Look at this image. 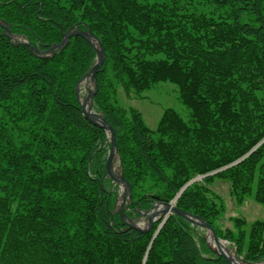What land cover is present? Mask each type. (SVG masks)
Instances as JSON below:
<instances>
[{
    "label": "trees",
    "instance_id": "1",
    "mask_svg": "<svg viewBox=\"0 0 264 264\" xmlns=\"http://www.w3.org/2000/svg\"><path fill=\"white\" fill-rule=\"evenodd\" d=\"M0 21L28 43L0 25V264H228L181 215L142 232L114 211L107 132L75 95L93 46L74 35L50 57L29 48L46 50L73 28L104 49L93 101L130 185L123 213L175 198L238 256L264 261V220L234 217L236 232L222 231L223 201L204 186L227 177L235 201L253 194L264 206V0H0ZM158 81L177 85L189 114L167 108L151 129L115 99L119 86L139 94Z\"/></svg>",
    "mask_w": 264,
    "mask_h": 264
},
{
    "label": "rangeland",
    "instance_id": "2",
    "mask_svg": "<svg viewBox=\"0 0 264 264\" xmlns=\"http://www.w3.org/2000/svg\"><path fill=\"white\" fill-rule=\"evenodd\" d=\"M203 9H205V8H203ZM13 40L16 41V39H13ZM20 42H22V41H20ZM95 45H97L96 42H95ZM96 62H97V60L95 57V61L93 62L91 67ZM90 68L76 82V85L79 82L78 95L76 94V85H75V95H76L78 103H79V101L82 103L84 97L87 94V90L88 89L92 90V88H93V84H90L89 87H85L83 84L84 75L88 74V72L90 71ZM106 75H108V77L111 78V81H112V78H114L113 77L114 75L112 74L111 71L106 72ZM117 89H118L117 90V96L115 99L116 104L122 105L124 107H132V108L136 109L140 113L144 124L151 129L156 128L157 123H158L163 111L167 108H171V109L177 111L181 115V117H183L185 119L188 118L189 111L180 102L178 87L174 83H171L169 81H158V82L154 83L153 85H151L150 88L141 91L139 94H135L131 91L129 93H126L125 91H123V89L120 86ZM96 91H97V89H96ZM92 102H93V104H92L93 110L95 112L101 114L100 112H98L94 108L93 97H92ZM79 107H80V105H79ZM102 128H104V127H102ZM106 136H107V142H109L108 133H106ZM109 147H110V142H109ZM108 151H109V148H108ZM108 151H107V154H108ZM106 159H107V156H106ZM105 164H106V161H105ZM112 168H113V171L115 173H118V174L120 173L119 159H118L117 154H115V157L113 159ZM215 172L216 171H213L210 174H214ZM202 178H203V176H197V177L193 178L192 180H190L186 185H188V184H190L196 180L200 181ZM111 181L115 184L116 190H117V198H116V204L114 205V211H116L120 215L122 220L127 225V228H132L129 226V222H130V220H132L135 224H137L139 226L140 231L146 232V231L150 230V228L153 226V224L155 222L162 221L164 218L167 217V215L171 214V213L158 214L156 219L154 218L151 227L149 225V219L146 216L143 217V216L139 215L137 218L131 219L127 215H125V213H123V215H121L118 210L120 208L121 197H122V194L124 192V189L122 188V186H120L121 184L119 182H117L113 179H111ZM204 186L206 188V194L211 200H213L214 202H217V199L221 198L223 201L222 202V210L220 211L219 215L217 216V218L215 220V226H217L222 231H224L225 229L228 228V229H231L232 232H236L234 227H233V218L234 217H241V218L246 220V223H250V222H252L254 220H258V219L264 220V206L262 204H260L254 198L253 194L245 196L241 202L235 201L232 197H230L229 191H230L231 182L227 177H223V176L213 177L208 183L204 184ZM129 187H130V185H129ZM144 188H145V185L140 187L139 191L142 192ZM131 200H132L131 189H129L127 195L125 196V202L123 204V208ZM175 200L173 202L171 200L173 205H174ZM159 202L160 201H156L153 203L154 204L152 206L153 209H155L158 206H162L161 204H159ZM163 203H166V202H163ZM168 203H170V202H168ZM123 208H122V212H123ZM148 210H144V211L146 212ZM138 212H140L141 215H142V213H144L141 211H138ZM183 212H185V211H183ZM186 213L194 214L191 212H186ZM194 215H197V214H194ZM199 217H201V216H199ZM201 218H203V217H201ZM190 224L193 226V231H194V235L196 236V238L200 235H203L206 237L207 231H206V229H204V227L196 225V224H192L191 222H190ZM214 231H215V229H214ZM216 235H217V233H216ZM219 238H221L222 240H224L227 243V246H228V249L230 252L236 253L235 252L236 251L235 245H233L231 243V241H229L228 239H225L224 237H219ZM205 242H206V244L209 245L207 240H205ZM239 257H241V256H239ZM259 262H261V261H259Z\"/></svg>",
    "mask_w": 264,
    "mask_h": 264
},
{
    "label": "water",
    "instance_id": "3",
    "mask_svg": "<svg viewBox=\"0 0 264 264\" xmlns=\"http://www.w3.org/2000/svg\"><path fill=\"white\" fill-rule=\"evenodd\" d=\"M0 25L3 28V31L5 32V34L8 35L12 39L14 36L10 33V31L8 29V26L2 24L1 21H0ZM74 35H80V36L84 37L85 39H87L92 44V46H93V48H94V50L96 52V60H97V62L90 68V71H89L90 74H91V78H92L93 88H92V90H90V89L87 90V94L84 97L83 102L81 103L79 101V105H80L81 112H82L83 116L86 119L90 120L91 122H93V123H95V124H97V125H99L101 127H104L105 130L108 133L110 147H109V151H108V154H107L105 168H106V172H107L108 176L111 179L119 182L120 184H122L124 186V192L122 194L121 204H120V208L118 210L119 213L121 215H123L122 208H123V204L125 202V196L127 195L130 187H129V183L125 180V178L123 177L122 173L121 172L119 174L115 173L113 171V168H112V163H113V159L115 157V154L118 155L117 149H116L115 132H114L113 128L105 120V118L101 114L95 112L93 110V108H92V104H93L92 97L95 94V91L97 89L96 73H97L98 68H99L100 64L102 63L103 57H104V49H103L102 43L100 42V40L93 33L90 32V30H88V29H86V30H77V29L73 28V29H70L66 33L63 34L62 40L59 43L53 44L52 46H50L46 50H39V49H35L33 47H29V48L33 51V53L35 55H38V56H41V57H44V58L50 57L52 54L55 53L56 50L61 49L68 42L69 38L71 36H74ZM94 41L96 42V44L98 46L94 45ZM17 43H20L22 45L28 46L27 42H19V41H17ZM85 75H84V77H85ZM78 85H79V82L76 85V94L77 95H78ZM119 169H121V165L120 164H119ZM159 204H161L163 206V208L160 211L153 212V207H152L148 211L142 213V216L148 217L150 227L152 226V222H153L154 218L156 219L158 214H161V213H176V214L182 215L186 220H188L192 224H196V225L204 227V229H206V231H207V235L205 237V240L208 241V235L209 234H211L212 239H214L215 241L222 240L221 238H219L216 235V232L214 231V228L208 222H206L203 218L199 217L198 215H194V214L183 212V211L179 210L176 206H174L171 202L170 203L159 202ZM129 226L134 228V229H137V230L140 229L139 226L137 224H135L132 220H130ZM222 241H224V240H222ZM208 243H209V241H208ZM208 247L215 254L224 257L227 260V262L229 264H231V261H230L229 257L225 253H223L221 251L214 250L210 246V244L208 245ZM234 254L244 264H264V261H261V262H249V261H246L243 258L239 257L237 255V253H234Z\"/></svg>",
    "mask_w": 264,
    "mask_h": 264
},
{
    "label": "bare ground",
    "instance_id": "4",
    "mask_svg": "<svg viewBox=\"0 0 264 264\" xmlns=\"http://www.w3.org/2000/svg\"><path fill=\"white\" fill-rule=\"evenodd\" d=\"M94 45H95V41H94ZM83 84L85 87H89L90 84H92V78L90 72L84 77ZM120 186H122V188L124 189V186L122 184ZM162 208L163 206H158L155 209H153V212L160 211ZM208 241L213 249L225 253L229 257L231 264H244L239 258L235 256L234 253L229 251L227 243L225 241L222 240L215 241L214 239H212L211 234L208 235Z\"/></svg>",
    "mask_w": 264,
    "mask_h": 264
}]
</instances>
